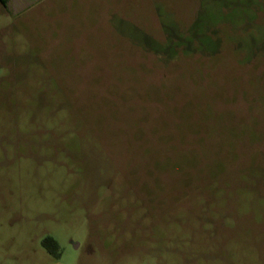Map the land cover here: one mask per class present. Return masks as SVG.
Returning <instances> with one entry per match:
<instances>
[{
    "label": "rangeland",
    "instance_id": "rangeland-1",
    "mask_svg": "<svg viewBox=\"0 0 264 264\" xmlns=\"http://www.w3.org/2000/svg\"><path fill=\"white\" fill-rule=\"evenodd\" d=\"M0 264H264V0L0 5Z\"/></svg>",
    "mask_w": 264,
    "mask_h": 264
},
{
    "label": "trees",
    "instance_id": "trees-1",
    "mask_svg": "<svg viewBox=\"0 0 264 264\" xmlns=\"http://www.w3.org/2000/svg\"><path fill=\"white\" fill-rule=\"evenodd\" d=\"M10 0H0V5L3 7H7ZM42 247L46 250V252L51 255L55 259H59L61 257L60 246L52 237H46L42 241Z\"/></svg>",
    "mask_w": 264,
    "mask_h": 264
}]
</instances>
